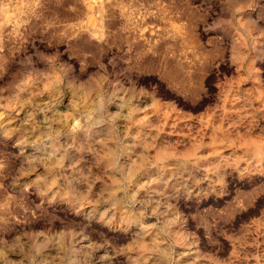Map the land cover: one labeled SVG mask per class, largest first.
Returning a JSON list of instances; mask_svg holds the SVG:
<instances>
[{"label":"rangeland","instance_id":"rangeland-1","mask_svg":"<svg viewBox=\"0 0 264 264\" xmlns=\"http://www.w3.org/2000/svg\"><path fill=\"white\" fill-rule=\"evenodd\" d=\"M0 264H264V0H0Z\"/></svg>","mask_w":264,"mask_h":264}]
</instances>
